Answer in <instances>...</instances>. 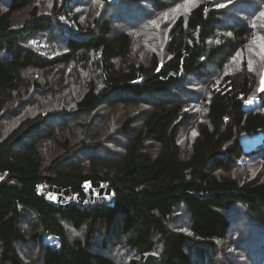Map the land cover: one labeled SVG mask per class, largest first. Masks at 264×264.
Returning a JSON list of instances; mask_svg holds the SVG:
<instances>
[{"label":"trees","instance_id":"1","mask_svg":"<svg viewBox=\"0 0 264 264\" xmlns=\"http://www.w3.org/2000/svg\"><path fill=\"white\" fill-rule=\"evenodd\" d=\"M239 1L0 0V264H264Z\"/></svg>","mask_w":264,"mask_h":264},{"label":"rangeland","instance_id":"2","mask_svg":"<svg viewBox=\"0 0 264 264\" xmlns=\"http://www.w3.org/2000/svg\"><path fill=\"white\" fill-rule=\"evenodd\" d=\"M238 3H240L243 8L246 7V6L250 7L252 5V4H249L248 2H245L243 0H240ZM238 10H240V8H238ZM233 11L236 12L235 10H233ZM262 27H264V26H262ZM263 87H264V80H263ZM257 104H258V99L257 98H253L249 102H246L244 107L246 109H250V108H253ZM127 111H130V110H127ZM188 137H189V135H188ZM261 137H262L261 135L243 137L242 141H243L244 147L246 149H251V148L255 147L259 143ZM186 141L187 140L185 139V142ZM52 200H56V198H52ZM46 241L49 242L50 244H53L54 246H58L59 245V241L57 240V237L54 236V235H47Z\"/></svg>","mask_w":264,"mask_h":264},{"label":"snow or ice","instance_id":"3","mask_svg":"<svg viewBox=\"0 0 264 264\" xmlns=\"http://www.w3.org/2000/svg\"><path fill=\"white\" fill-rule=\"evenodd\" d=\"M262 15H264V14H262ZM260 41H261V43H260V49H261V52L264 53V37H261L260 38Z\"/></svg>","mask_w":264,"mask_h":264},{"label":"water","instance_id":"4","mask_svg":"<svg viewBox=\"0 0 264 264\" xmlns=\"http://www.w3.org/2000/svg\"><path fill=\"white\" fill-rule=\"evenodd\" d=\"M50 189H51V190H53V187H51ZM59 192H62V190H61V189H59Z\"/></svg>","mask_w":264,"mask_h":264}]
</instances>
